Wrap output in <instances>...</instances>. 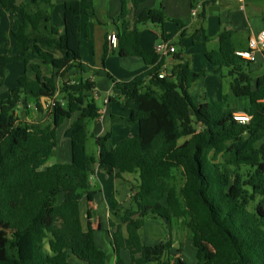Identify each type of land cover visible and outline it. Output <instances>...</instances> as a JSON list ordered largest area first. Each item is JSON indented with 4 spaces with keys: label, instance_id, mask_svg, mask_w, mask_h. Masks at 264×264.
Wrapping results in <instances>:
<instances>
[{
    "label": "trees",
    "instance_id": "1",
    "mask_svg": "<svg viewBox=\"0 0 264 264\" xmlns=\"http://www.w3.org/2000/svg\"><path fill=\"white\" fill-rule=\"evenodd\" d=\"M20 1L0 0V11L20 19L16 53L0 54V88L12 63L26 65L18 86L0 102V264H189L171 238L153 246L144 242L147 219H161L168 226L183 223L191 232L197 264H264V75L254 84L256 63L236 56L232 32L222 31L219 49L206 58L218 70H228L231 96L246 99L243 112L251 117L246 125L234 120L226 98L196 103L190 91L206 73L194 72L181 53L175 56L182 63L168 73L164 58L142 50L139 26H163L168 20L163 7L130 19L128 1L137 9L146 0H120L122 11L112 19L118 44L113 49L106 42L104 59L137 57L151 69L129 82L112 77L120 93L118 106L129 114L111 116L112 124L137 125L139 132L112 149V131L96 138L95 158L87 152V122L100 118L92 100L96 85L83 78L65 81L73 68L85 72L81 21L93 10L94 0L65 4L63 34L51 24L52 0ZM198 18L205 20V14ZM177 23L185 40L187 33ZM41 30L45 36L34 37ZM40 44L58 46L64 56L57 58ZM29 53L53 69L51 77L42 75L40 65L30 64ZM29 68L35 78L28 76ZM163 71L166 76L160 79ZM42 98L52 102L46 110ZM33 104L48 114L45 121L24 120ZM75 114L79 120L65 133L71 163L43 169L58 147L57 130ZM97 170L122 182L124 175L137 177L131 207L120 209L112 197L111 212L120 223H111L115 231L105 232L111 253L99 248L91 224L98 194L91 177Z\"/></svg>",
    "mask_w": 264,
    "mask_h": 264
},
{
    "label": "crops",
    "instance_id": "2",
    "mask_svg": "<svg viewBox=\"0 0 264 264\" xmlns=\"http://www.w3.org/2000/svg\"><path fill=\"white\" fill-rule=\"evenodd\" d=\"M79 0H52L53 7L49 8V12L51 15V24L53 27H55L57 30H59L60 34L64 33V6L66 3H73L78 2ZM149 1L152 3H149ZM24 4H30L31 0H21L20 3ZM202 3V9L199 11V14L204 13L206 16V8H208L211 4H209L206 0H146L144 3L138 6L137 9H134L131 3L128 1V8H129V14L130 19H133L135 15H139L142 12L146 10H157L161 7H163V10L165 12V15L167 18L172 20L176 27H177V34L180 35V31L182 30L177 22L182 23L183 30L188 34L189 28L193 27L196 24H199V28L204 30L203 28H206V24L208 21H201L200 18L193 17L192 15V9L197 5ZM209 4V5H208ZM218 6L219 8V21H218V29L214 33V36L212 37L211 41H214L216 45L219 47V34L224 31L228 30L231 31L232 41L234 48L237 52L245 51L248 48V41L253 36H258L262 31H264V7L259 6L258 3L254 2L253 0H222L219 5H213ZM42 9H44V6H40ZM253 7L256 9V11L250 15L248 12V8ZM122 11V3L120 0H94V8L93 10L87 15L82 17L81 21V38H82V63L85 72L79 73L76 68H73L68 71L67 78L65 81L74 82L77 81L80 78H83L85 80H90L95 83L96 89L97 88V80L95 79L96 76L99 75V73L102 71L104 72L103 75L107 76V73H109L113 79L116 82H129L133 80L135 77L142 75L148 71H150L151 66H147L144 61L141 58L137 57H126V58H119L116 56H108L109 58L105 62L106 66L102 67L101 64H104V50H105V44L108 42L109 37L112 34H116V29L112 23V19L118 17ZM198 18V19H197ZM205 22V23H204ZM20 24V19L16 18L13 14L7 12V11H0V45L2 43V40L5 38L8 39L9 43V51L10 53L14 55L16 53V38L14 36V33L17 31L18 26ZM157 26V25H154ZM205 33L207 30L204 31ZM2 33L4 36H2ZM34 37H44L45 33L43 30L34 32ZM156 39L150 40L147 37H140V45L143 51H155V47L158 44L160 40L167 41L166 38H164V34L162 35L159 33H155ZM207 42H211L210 38L207 37ZM169 42V40H168ZM172 45V43H170ZM194 44V42H193ZM198 44V43H197ZM194 44V45H197ZM43 51H47L52 53L57 58H62L64 56V52L58 47V46H48L45 44H40ZM175 47V45H172ZM176 48V47H175ZM176 53L173 55H168L164 57V70L168 73L172 71V69L182 63L180 60L176 58V54L178 53V49L176 48ZM6 54V53H5ZM1 54V55H5ZM29 59L30 64L40 65L42 70V75L44 77H51L53 74V69L50 66L43 65L41 61H39L32 53H29ZM206 55V53H205ZM182 61H188V59H185L182 56ZM208 61V60H207ZM189 62V61H188ZM260 62V64H258ZM258 62L256 63L257 70L253 73L254 76V84L256 80L261 76L259 74V71L261 67L263 68L264 64V55L258 56ZM208 67L209 70H203L207 71V76L212 74L214 72L216 76L220 77L221 79H217L216 82V90L212 93H214L211 97L214 98L213 100L210 99V89L207 88L205 84L207 76L200 79L196 84H202L203 87H201V94H195L197 98H195L192 90L191 95L196 99V103L200 104L207 100L208 102H223L226 98V107L228 109H232V104L237 103L235 99L233 100L231 97V94L228 90L220 91L218 87H222L219 80H223V70H218L216 66H214L212 63L208 61ZM43 66V68H42ZM202 69H205L202 67ZM192 70L195 72V67L192 66ZM107 72V73H106ZM26 73V65L23 62H14L12 63L7 70L6 80L11 76L15 78L17 81L25 75ZM197 73V72H196ZM28 76L31 78H35V74L32 71H28ZM69 77V78H68ZM99 77V76H98ZM232 79V78H231ZM62 81L60 80L59 83ZM231 85V83H228ZM230 87V86H229ZM193 89V88H192ZM112 91H115L117 94L116 98L113 96H109L108 98L104 99V110H100V118L97 119V121H101L104 125V128L100 134H98V137L104 136L108 131H112V139L111 141L115 140L116 138V131L119 134V140L116 141V145L118 142L135 137L138 132L139 128L137 125L133 126H123L119 124H112L111 116H118L126 118L129 116L127 112L122 111L118 106V100L120 99V93L114 89V82L110 81V84L108 86V94ZM99 100V98H97ZM244 102H246V99ZM51 100L47 98L41 99V104L46 110L51 105ZM245 105V103H244ZM244 107V106H243ZM241 107H239L235 113H244L243 109L240 112ZM29 115L24 119L28 122H43L47 119L48 114L47 113H40L34 108L32 105H29ZM17 114L19 115L20 112L18 111ZM80 115L75 114L72 116L69 121V126L65 130L66 131L71 127L72 124H74L77 120H79ZM96 121V120H95ZM89 122V121H88ZM87 122V125H88ZM88 127V126H87ZM68 139V138H67ZM115 145V146H116ZM115 146H112L110 149L114 148ZM50 160V159H49ZM48 160V162H49ZM71 156L68 160V162L61 163V164H70L71 163ZM48 162L45 164L43 169L50 167L51 165L48 164ZM59 164V163H57ZM100 170H97L96 173L91 177V184L92 188L99 192L101 194V191L95 189L94 184V178H97L101 183L103 182V178L101 177ZM131 176L135 175H124V181L125 183H129ZM108 177H114V176H108ZM137 178V177H136ZM137 180V179H136ZM104 183V182H103ZM124 183V182H123ZM128 186V185H126ZM131 189V188H129ZM131 197V192L127 191V193L121 198H116V201L118 202V206L120 209H127L131 207V201L128 200V198ZM108 198L106 196L102 197L101 199H98V195L95 198V201L92 203V210L94 211V214L92 215L91 224L95 227V223L101 224V226L95 227V239L97 242V245L100 249L111 253L112 249L106 239H104L105 232L108 231L109 233L115 231V227L111 226V223H113L115 226L119 225V220H117L112 212V198L109 203L107 200ZM87 212H88V205L86 202L82 205V217L83 220H87ZM103 237V240H102ZM144 242L147 245L148 244L146 239L147 236L143 234ZM101 241V242H100ZM151 243V242H150ZM189 244L192 245L191 240L189 241ZM175 247V243H174ZM125 259L129 262V254L128 252H123ZM179 256L187 263L192 264L187 261V259L184 256V250L182 249L181 254ZM178 256V257H179ZM78 263V261H76ZM197 264V262H196Z\"/></svg>",
    "mask_w": 264,
    "mask_h": 264
},
{
    "label": "rangeland",
    "instance_id": "3",
    "mask_svg": "<svg viewBox=\"0 0 264 264\" xmlns=\"http://www.w3.org/2000/svg\"><path fill=\"white\" fill-rule=\"evenodd\" d=\"M253 1L258 3V7L260 5L264 7V0H253ZM149 3H152V1L151 2L149 1ZM206 10L207 12L204 20V21L206 20L208 21V23L206 24V28H203L204 30H202L201 28H199V24L194 25L193 27L189 28L187 34L188 37L185 40L181 41L180 36L177 34L178 31L175 23L169 18L164 23L163 26L160 25L154 26L153 24L139 26L141 36L142 38L147 37L150 40H155L156 39L155 33L156 32L159 34L162 33L164 34V38H166L167 41L169 40V42L172 43V45H175V47L178 49V53H181L185 59H188L191 67L192 66L195 67L196 70L195 72L200 73L203 72V70H207V69L209 70V67L207 65L208 61L205 53L207 54L208 52L217 51L219 49L216 43H214V41H211L212 37L214 36V33L218 29L217 27L219 21V17H218L219 8L218 6L210 5L208 8H206ZM253 10L254 12L256 11V9L253 7L248 8V12L250 15L253 13ZM250 11H252V13ZM205 30H207L206 33L204 32ZM194 34L195 37L193 36ZM2 36H4L3 33ZM207 37L210 38L211 42H207L206 40ZM193 42L198 44L194 45ZM9 48L10 47H9L8 39L4 37L0 45V54L10 53ZM108 58L109 57H106L104 59L105 60L104 64L103 63L101 64L102 67L106 66L105 62L107 61ZM258 64H260V62H258ZM202 67L205 69H202ZM29 71H31L30 68ZM204 72L206 73L207 76V71ZM103 74L104 72L102 71V73L101 72L99 73L98 75L99 77L98 76L95 77V79L97 80L98 89H96V94H94L92 97V100L95 102L96 106L102 111L104 110L105 107L104 99L108 98L109 96H113L114 98H116L117 96L115 91H112L111 93L108 94L107 90L110 81H112V76L110 79ZM259 74L261 76L264 75V64H263V68L261 67ZM222 75L224 77L223 80H219L221 83L220 85L222 87H218V88L220 91L228 90L230 93V87H229L230 85L228 83H231L232 79L229 76L228 70L224 69ZM217 79H221V78L216 76L214 72H212V74L208 75L206 78L204 85H206L207 88H209L211 91L209 100L214 99V98L211 99V97L214 94L212 92H214L217 88L215 85L216 84L215 81ZM17 86H18V81L15 78L10 76L7 80H5L4 87L0 88V102L1 103L4 102L9 97L10 91L14 90ZM201 87H203L202 84L194 85L192 89L194 96L195 94H201ZM59 98H62V96H59ZM97 98H99V100H97ZM195 98H197V96H195ZM231 98L234 100L233 96ZM236 101H238L236 104L235 103L232 104L233 110L231 109L229 110L236 111L239 107H241V109H239L241 112L245 100L240 99ZM32 106L35 108L34 104ZM27 112L30 113L29 109L27 110ZM68 126H69V121H65L64 124L57 130L58 147L48 162V164L51 166L57 163L61 164L68 162L71 156V142L69 139L65 137V130L68 128ZM87 126L89 131L87 152L88 155L97 158L99 156V151L96 144V138L98 134L102 132L104 125L102 124L101 121L96 120V121H89ZM118 138H119V134L116 131L115 140L109 142L110 148L116 145V141L119 140ZM177 175L179 179V184L183 185L182 176L179 173H177ZM101 177L103 178L104 183L103 182L101 183L97 178H94L95 189L101 191V194L97 192L98 199H101L102 197L106 196L108 198L107 200L110 203L112 197L122 198L127 193V191H130L131 195H133V191L131 187L137 184L136 176H131L128 184L125 182L123 183L121 180H118L115 177H108V175L104 172H101ZM128 200L131 201L130 198H128ZM98 225L101 226V224L95 223V227H97ZM142 233L147 236L146 241L148 244H152L151 246L156 245L161 241L169 240L171 238L175 243V250L178 249L179 247L182 248L184 250V256L187 259V261L192 264H196L197 262L196 250L193 245L189 244L191 232L183 223L179 221H175L172 225L168 226L161 219H156V220L147 219L143 227ZM104 239H106V237H104Z\"/></svg>",
    "mask_w": 264,
    "mask_h": 264
},
{
    "label": "built area",
    "instance_id": "4",
    "mask_svg": "<svg viewBox=\"0 0 264 264\" xmlns=\"http://www.w3.org/2000/svg\"><path fill=\"white\" fill-rule=\"evenodd\" d=\"M206 1L211 5H219L222 0H206ZM201 9H202V3L197 4L192 9L193 17H197ZM108 41H109V46L111 48L115 49L117 47L118 38L116 34H112L109 37ZM155 52L161 58H164L168 55L175 54L177 51L176 48L170 44V42L160 40L155 47ZM263 54H264V31H262L258 36L251 37L248 41L247 50L237 52L236 56L242 59L243 61L255 64L258 62V56ZM165 76H166V72L163 71L159 75V78L164 79ZM94 94H96V90L94 91L93 95ZM233 118L237 123L242 125L249 124L251 121V117L245 113H234Z\"/></svg>",
    "mask_w": 264,
    "mask_h": 264
}]
</instances>
